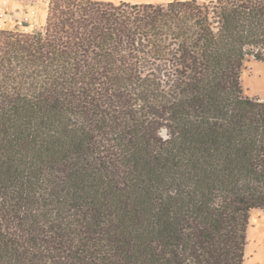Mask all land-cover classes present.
<instances>
[{
	"label": "trees",
	"instance_id": "1",
	"mask_svg": "<svg viewBox=\"0 0 264 264\" xmlns=\"http://www.w3.org/2000/svg\"><path fill=\"white\" fill-rule=\"evenodd\" d=\"M264 0H49L0 30V264H244L264 210Z\"/></svg>",
	"mask_w": 264,
	"mask_h": 264
},
{
	"label": "rangeland",
	"instance_id": "2",
	"mask_svg": "<svg viewBox=\"0 0 264 264\" xmlns=\"http://www.w3.org/2000/svg\"><path fill=\"white\" fill-rule=\"evenodd\" d=\"M101 1H110L116 4H119L122 1L128 0H101ZM131 1V0H130ZM210 2V0H199V2ZM13 6L12 10L17 11V15L13 16L15 19L8 21L6 25L9 29L16 30V24L14 23L17 19L16 17L24 16L25 12H30L32 8L30 4H37L36 8L40 6L39 12H37L36 17L33 19L36 22L35 26L31 25V20L25 21L26 25H29V28H26L24 25L17 24L21 31H34L35 29L40 28L45 23V10L49 5L47 0H11ZM21 7H20V6ZM43 5V6H41ZM22 8L23 10H18ZM22 12V13H21ZM48 13V8H47ZM1 30V29H0ZM242 86L243 94L245 96L259 97L264 100V61H257L251 59L245 63V68L242 73ZM246 260L244 264H264V210H253L251 212L250 224L247 230V246H246Z\"/></svg>",
	"mask_w": 264,
	"mask_h": 264
},
{
	"label": "built area",
	"instance_id": "3",
	"mask_svg": "<svg viewBox=\"0 0 264 264\" xmlns=\"http://www.w3.org/2000/svg\"><path fill=\"white\" fill-rule=\"evenodd\" d=\"M47 2H49V0H47ZM11 6H13V3L11 2V0H0V29L1 30H12L6 26V25H8V21H10L11 19L12 20L15 19V17L13 18V16L17 15V11L14 12L12 10ZM29 6L32 8V10L30 12L24 11L25 12L24 16L16 17L17 20L14 23L16 24L17 27H18L17 24L19 23L20 25H24L26 28H29V25H26L25 21H28L30 19H32L31 25L32 26L36 25L34 17H36V15H37V8L35 7L34 4H30ZM18 10H19V8H18ZM17 27L14 29L18 30L19 28H17Z\"/></svg>",
	"mask_w": 264,
	"mask_h": 264
},
{
	"label": "crops",
	"instance_id": "4",
	"mask_svg": "<svg viewBox=\"0 0 264 264\" xmlns=\"http://www.w3.org/2000/svg\"><path fill=\"white\" fill-rule=\"evenodd\" d=\"M114 1V0H113ZM129 2H132V3H145V2H153V3H158V4H167L168 2L172 1V0H128ZM35 7L37 6V4H34ZM20 6V5H19ZM43 6V5H41ZM21 7V6H20ZM44 7L46 8L45 10V17H47V8L48 6L46 7V4L44 5ZM20 10H23L22 8H19ZM40 10V6L39 8L37 7V12H39ZM38 19V15H37V18L36 20ZM46 20V19H45ZM45 24V23H44Z\"/></svg>",
	"mask_w": 264,
	"mask_h": 264
}]
</instances>
